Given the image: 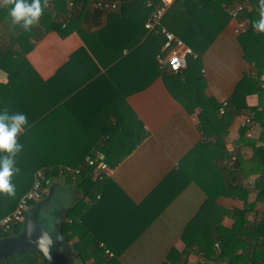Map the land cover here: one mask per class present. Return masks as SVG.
<instances>
[{"label":"crops","instance_id":"0c3cea01","mask_svg":"<svg viewBox=\"0 0 264 264\" xmlns=\"http://www.w3.org/2000/svg\"><path fill=\"white\" fill-rule=\"evenodd\" d=\"M72 1L65 0V8ZM94 1L79 0L77 4V12L84 6L78 23L80 31L68 29L63 34L51 30L25 57L37 76L40 106L47 97L72 91L44 120V137H49L51 133L47 129L52 128L55 138L121 140L123 146L117 153L124 156L113 167L109 179L92 189V197L82 185L63 177L55 179L53 185L68 196L65 208L78 204L80 211L88 210L87 226L105 239L95 242L94 247L102 248L100 244H103L105 249L108 245L111 254L120 252L122 264H182L184 261L197 264L202 257L191 240L198 231L188 233L186 240L184 231L195 217L211 225L220 217L217 207L229 211L221 224L230 228L234 222L230 212L243 209L244 199L247 203L255 201L258 193L255 184L264 183V179L258 180L259 168L249 160L254 148L264 150V124L252 122L247 129L251 136L246 134L250 143L240 144L242 123L251 112L246 110L235 116L223 137L226 154L222 157V148L215 138L205 137L199 129L200 108L188 112L173 96L162 74L149 80L155 72L152 68L155 42L150 41L133 59L114 71L109 70L110 65L106 66L105 61L115 52L110 45L124 40L125 36L124 32L121 35L100 32L107 24V12L116 8L99 9L97 13ZM108 1L118 7L119 0ZM132 1L140 5L146 16L151 11L146 2L156 0ZM238 6L241 9L235 19L230 11ZM46 7L54 13L51 2ZM251 8L248 0L229 2L226 9L230 19L201 58L204 93L219 103L228 100L244 75H256L254 63L244 58L239 34L233 33L237 20L244 21L248 27L246 13ZM126 13L123 26L140 28L138 11ZM11 38L10 28L0 22V45L7 44ZM128 53L129 50H123V56ZM159 53H164L162 46L154 55L157 62ZM185 67L186 61L182 69ZM159 68L169 72L166 67ZM0 82H7V74L1 69ZM263 83L264 73L258 86ZM246 103L259 108L258 93L248 94ZM134 143L133 149L126 152L128 145ZM237 157L244 162L240 169L235 167ZM96 159H103V154L98 152ZM238 187L246 192L239 191ZM212 196L215 200H211ZM262 214L264 202L257 203L247 219L258 220ZM77 240L73 237L70 247ZM70 264L83 263L71 256ZM86 264L96 262L91 258Z\"/></svg>","mask_w":264,"mask_h":264},{"label":"trees","instance_id":"16d2710c","mask_svg":"<svg viewBox=\"0 0 264 264\" xmlns=\"http://www.w3.org/2000/svg\"><path fill=\"white\" fill-rule=\"evenodd\" d=\"M232 1L234 0H175L172 3L173 5L163 18V25L181 38L197 54V58L186 57V67L181 69L178 74L161 71L158 62L154 60V55L160 51L164 38L155 30L147 31L145 29L144 22L150 12L144 16L145 12L137 2L119 0L118 7L107 12V24L100 29L101 33L119 32L121 35L124 32L125 36L124 40L116 41L114 45H110L115 51L105 61L106 66L110 65V71L122 66L129 59H133L135 53L143 46H148L150 41L156 43L152 55V68H155V72L152 70L153 73L149 80L151 81L155 76L162 74L173 96L181 101L188 112H192L197 107L200 108L198 113L199 129L205 137L213 136L215 138V142L222 148V157L226 154L223 137L235 116L248 110L251 112V123L264 124V83L262 86H258L259 78L264 73V34L253 29V22L258 19L257 0H248L252 6L251 10L246 13L249 25L243 33L238 35L244 58L248 62L254 63L256 75L253 77L243 76L231 96L226 100L224 113L220 115H218V108L221 103L204 93L205 80L200 72L201 58L229 21L230 13L226 6ZM47 2L53 4L54 13L52 14L45 7L39 23L33 26L31 31H24L18 27L15 30L10 28L6 22V11L0 7V22L5 23L12 32L11 41L0 45V69L7 74V82H0V109H7L10 114L25 113L28 120L25 131L17 137L23 148L16 157L20 172L13 178L15 195L13 197L0 195V217L15 209L19 199L31 189L38 171H42L44 174L43 187L46 189L50 178L53 175L59 176L60 169L79 167L81 170L75 177L65 175L63 178L82 185L86 194L92 197V189L98 187L99 183L107 181L109 176H104L101 180L93 179L91 169L86 166L85 158L87 156L96 158L97 153L100 152L103 154V160L110 167H115L124 156L122 153H117L120 152L118 148L123 146L121 140L55 138L52 137L54 136L52 128L47 129L51 133L49 137H44V127L42 126L44 120L51 116L55 105L67 98L72 91L69 90L57 97H47L45 104L40 106L39 100L42 99H39L38 95L37 76L25 54L33 50L43 36L51 30H57L63 34L68 29L80 31L78 23L84 8L83 6L82 11L77 12L79 0H73L68 9L65 8V0H47ZM128 10L138 11L140 28L123 26V22L127 21L125 15ZM98 12H100L99 9ZM131 25L133 24L131 23ZM147 33L146 40L142 42V38ZM124 49L129 50L128 55L123 56ZM98 70L96 68V71ZM41 83L48 84V82ZM255 92L259 95V108L250 107L246 103V96ZM247 129L248 125L241 128L238 143H250L246 138ZM134 146L135 143L129 144L126 152L131 151ZM249 162L259 168L260 177L258 180H263L264 150L254 148L253 156ZM243 163L242 159L237 157L235 167L240 169ZM255 187L258 190L255 201L247 203L244 199L243 209H234L230 212L234 221L230 228L221 224L222 217L229 211L218 207L220 217L211 225L201 222L197 217L189 222L183 238L186 240L188 233L192 234L193 231H198V235L191 240L197 245V252L202 257V261L197 264H264V214L258 220L249 221L247 219V214L256 208L257 203L264 202V183L255 184ZM238 189L246 192L241 187ZM43 197H45V190L41 193L40 199ZM213 198L214 196L211 200H215ZM36 202L37 200L32 201L31 206ZM87 213V209L80 211L78 204L66 210V216L61 226L62 235L67 243H70L75 236L78 238L71 246L72 256L80 258L83 264H86L91 258L95 260L96 264H122L120 252L116 251L111 257H108L104 247H94L95 242H102L105 239L87 226ZM21 224L15 225L8 233L0 232V237L17 234L21 229ZM215 242L219 244L218 249L214 247ZM106 246L108 249V245ZM0 263L48 264L43 253L36 249L15 253L4 258ZM182 264H186V261Z\"/></svg>","mask_w":264,"mask_h":264},{"label":"clouds","instance_id":"9594fccd","mask_svg":"<svg viewBox=\"0 0 264 264\" xmlns=\"http://www.w3.org/2000/svg\"><path fill=\"white\" fill-rule=\"evenodd\" d=\"M257 3L258 19L253 22V29L264 34V0H257ZM46 6L47 0H0V7L7 14L6 22L13 30L18 27L24 31H31L32 27L39 23ZM27 126L25 113L10 114L7 109H0V195L7 197L15 195L13 178L20 172L16 157L23 148L17 137ZM58 222L55 210L41 208L37 213L36 223L41 226L40 232L31 242L49 259L50 248L55 241L62 239L57 234ZM34 230V226L29 228V238Z\"/></svg>","mask_w":264,"mask_h":264},{"label":"built area","instance_id":"2783aa9c","mask_svg":"<svg viewBox=\"0 0 264 264\" xmlns=\"http://www.w3.org/2000/svg\"><path fill=\"white\" fill-rule=\"evenodd\" d=\"M174 1L175 0H156L155 2L147 1L146 6L149 7L151 11L144 22V27L147 31H157L164 38L162 44L164 53H159L157 55L159 67H166L170 73L178 74L184 66L186 57L191 56L193 58H197V54L192 50V48L186 45V43L181 38L176 36L172 31L163 25V18ZM69 5H72V3L70 2ZM94 7L100 10L114 9L116 8V3L108 0H95ZM240 9L241 6H238L231 10V16L236 19ZM245 30L246 23L242 20H237L233 28V33L238 35L243 33ZM226 104V101L221 102V106L219 107L220 114L224 113ZM251 121L252 117L246 116L242 125L249 126ZM246 134L247 136H251L250 131H247ZM85 163L86 166L91 169V177L93 179L101 180L104 178V176H110L114 170V168L110 167L103 159H96L87 156L85 158ZM80 170L81 168L79 167H65L60 169L58 173L60 177H64L65 175L75 177V175L78 174ZM43 181L44 174L42 171H38L31 189L19 199L15 209L10 213L0 217V232L8 233L15 225L22 223L26 211L31 207V202L40 199L41 193L44 192L45 189L43 187ZM100 246L104 247L103 244H100ZM214 247L215 249H218L219 244L215 243ZM105 253L112 256V254L107 249H105Z\"/></svg>","mask_w":264,"mask_h":264},{"label":"water","instance_id":"95a60500","mask_svg":"<svg viewBox=\"0 0 264 264\" xmlns=\"http://www.w3.org/2000/svg\"><path fill=\"white\" fill-rule=\"evenodd\" d=\"M41 205V203H36L26 211L21 224V229L17 234L0 237V261L15 253H20L29 249L38 250L31 241L34 240L40 232L41 226L36 223V218L37 213L40 211ZM67 209L68 208H63L59 213L56 214L59 218V222L57 223V234H59L62 239L55 241L50 248V259L47 258L41 251L48 264H70L72 256L71 247L61 232V226L65 219ZM31 226H34L35 230L33 231L31 238H29L28 230Z\"/></svg>","mask_w":264,"mask_h":264},{"label":"rangeland","instance_id":"374dc122","mask_svg":"<svg viewBox=\"0 0 264 264\" xmlns=\"http://www.w3.org/2000/svg\"><path fill=\"white\" fill-rule=\"evenodd\" d=\"M60 176L53 175L48 183V188L45 190V197L43 199H38L37 203H41V208H44L46 210L51 209L55 210V215L59 213L63 208L66 206V202L68 196L64 191H62L60 188H55L53 185V182H55V179H57ZM58 185V182H57ZM40 208V209H41ZM57 216V215H56ZM74 257V256H72Z\"/></svg>","mask_w":264,"mask_h":264},{"label":"flooded vegetation","instance_id":"af4514ba","mask_svg":"<svg viewBox=\"0 0 264 264\" xmlns=\"http://www.w3.org/2000/svg\"><path fill=\"white\" fill-rule=\"evenodd\" d=\"M44 198V197H43ZM43 198H41V199H43ZM37 203V202H36Z\"/></svg>","mask_w":264,"mask_h":264}]
</instances>
